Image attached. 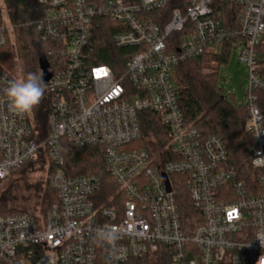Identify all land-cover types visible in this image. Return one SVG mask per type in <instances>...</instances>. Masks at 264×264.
<instances>
[{
  "label": "built area",
  "instance_id": "built-area-1",
  "mask_svg": "<svg viewBox=\"0 0 264 264\" xmlns=\"http://www.w3.org/2000/svg\"><path fill=\"white\" fill-rule=\"evenodd\" d=\"M214 1H41L45 12L37 30L43 42L56 44L59 59L48 68L45 97L32 112L12 113L0 92V182L44 160L57 199L37 218L23 212L0 216V264H98L103 252L112 264L155 262L161 246L172 249L173 264H261L264 0H228L241 8L237 28L223 21ZM173 3L168 22H154L151 14ZM107 23L114 46L132 50L124 64L97 62L98 35ZM13 34L11 24L0 26V49ZM174 34L182 36L170 42ZM227 44L249 68L244 129L254 142L253 186L229 167L222 139L204 136L179 106L178 65L220 55ZM9 79L17 78L0 64V89ZM40 107L47 112L46 134L36 124ZM145 112L168 130V144L157 151L155 140L142 133L139 115ZM144 137L146 148H130ZM63 141L102 149L118 187L113 206L98 205V176L66 173ZM180 185L202 221L192 231L176 201Z\"/></svg>",
  "mask_w": 264,
  "mask_h": 264
},
{
  "label": "trees",
  "instance_id": "trees-1",
  "mask_svg": "<svg viewBox=\"0 0 264 264\" xmlns=\"http://www.w3.org/2000/svg\"><path fill=\"white\" fill-rule=\"evenodd\" d=\"M42 0H3L7 19L13 26L15 43L18 51V64L23 76L29 72L42 74L41 62L47 61L49 70L59 59L56 44L52 41L43 42L37 24L43 19L45 5ZM177 3L171 4L166 10L151 14L152 19L163 27L170 19V12ZM214 8L231 28L238 27L240 6L228 0H215ZM2 8L0 6V26L2 25ZM110 23L100 31L96 43L97 62L113 66L118 61L124 64L126 53L132 50L117 49L112 42ZM182 34H174L170 42L180 40ZM9 48L0 49V54L10 55ZM134 51V50H133ZM264 62V44L260 50ZM232 52L231 44H227L220 55H205L198 60L181 63L175 70V81L179 89V106L188 123L193 124L204 136H216L222 139L228 151V165L235 169L239 179L253 186L257 182V172L251 164V155L247 153L253 147V137L246 133L244 121L248 107L242 108L232 103L218 87L219 67L228 62ZM2 61V57L0 58ZM4 65L9 64L3 63ZM142 132L145 137L155 138L160 147L169 142L168 130L159 117L153 113H140ZM47 112L43 107L36 110V124L46 134ZM141 146L146 148V143ZM65 170L69 176L93 174L98 176L103 185L98 205L106 207L114 205L112 198L117 194L118 187L107 171L105 156L100 148H79L63 141ZM53 191V190H52ZM52 203L56 201L53 191ZM176 201L180 207L182 220L188 231H192L202 222L198 211L194 208L190 196L183 185L176 191ZM20 213L16 211L0 212V216ZM98 264L109 263L100 254ZM125 264H173L172 249L161 246L155 262L149 259H134Z\"/></svg>",
  "mask_w": 264,
  "mask_h": 264
},
{
  "label": "rangeland",
  "instance_id": "rangeland-1",
  "mask_svg": "<svg viewBox=\"0 0 264 264\" xmlns=\"http://www.w3.org/2000/svg\"><path fill=\"white\" fill-rule=\"evenodd\" d=\"M0 6L3 10L2 24H11L7 19L3 0H0ZM6 48L11 50V54L8 56L0 54V58L2 57L0 64L17 79L24 77L17 60L18 51L15 43V34H13ZM238 56V50H233L230 53L228 62L219 67L218 87L232 103L238 107L246 108L248 104L249 68L239 61ZM262 60L263 56L261 57ZM3 63L9 64L10 67H7L8 65L6 66ZM262 63L264 62L262 61ZM144 142L145 137L130 148L138 149L142 147L141 144L143 145ZM154 143H156V140ZM152 145L153 147L156 146V148L154 147L155 151L162 149L158 144ZM247 153L250 154L251 149ZM53 196L52 187L49 183V173L45 168V161L38 160L14 170L7 179L0 182V212L2 210L23 212L37 218L45 214L52 203Z\"/></svg>",
  "mask_w": 264,
  "mask_h": 264
},
{
  "label": "clouds",
  "instance_id": "clouds-1",
  "mask_svg": "<svg viewBox=\"0 0 264 264\" xmlns=\"http://www.w3.org/2000/svg\"><path fill=\"white\" fill-rule=\"evenodd\" d=\"M47 83L42 74L33 72L27 73L20 79H9L0 92L6 97L8 109L19 116L32 112L39 106L45 97ZM111 238V237H109ZM264 245V239L260 240ZM264 264V256L260 258Z\"/></svg>",
  "mask_w": 264,
  "mask_h": 264
},
{
  "label": "water",
  "instance_id": "water-1",
  "mask_svg": "<svg viewBox=\"0 0 264 264\" xmlns=\"http://www.w3.org/2000/svg\"><path fill=\"white\" fill-rule=\"evenodd\" d=\"M48 68H49V65H48L47 61H42L41 62V70H42V75H43V79L45 82L49 81V79H50V74L48 72Z\"/></svg>",
  "mask_w": 264,
  "mask_h": 264
}]
</instances>
